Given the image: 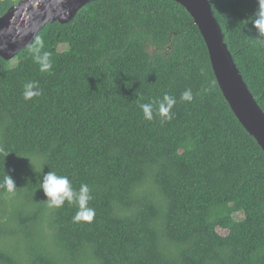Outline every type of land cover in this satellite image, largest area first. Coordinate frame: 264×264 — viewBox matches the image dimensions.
<instances>
[{
    "label": "trees",
    "instance_id": "obj_1",
    "mask_svg": "<svg viewBox=\"0 0 264 264\" xmlns=\"http://www.w3.org/2000/svg\"><path fill=\"white\" fill-rule=\"evenodd\" d=\"M21 1L0 0V17ZM208 1L264 112L257 0ZM37 38L48 72L33 59ZM30 81L42 94L25 100ZM186 89L191 102L180 99ZM164 94L176 99L171 120L158 113ZM49 171L77 191L88 185L91 222L74 221L78 204L49 207L39 189ZM0 264H264V153L182 6L96 0L0 58Z\"/></svg>",
    "mask_w": 264,
    "mask_h": 264
},
{
    "label": "water",
    "instance_id": "obj_2",
    "mask_svg": "<svg viewBox=\"0 0 264 264\" xmlns=\"http://www.w3.org/2000/svg\"><path fill=\"white\" fill-rule=\"evenodd\" d=\"M93 1L96 0H22L0 17V58L5 61L12 60L19 51L32 45L36 34L47 23L66 24L83 6ZM172 1L182 6L198 27L224 99L239 123L264 153V112L248 90L224 43L223 33L209 1ZM35 3L40 7L34 8ZM23 18L27 19L23 21Z\"/></svg>",
    "mask_w": 264,
    "mask_h": 264
},
{
    "label": "clouds",
    "instance_id": "obj_3",
    "mask_svg": "<svg viewBox=\"0 0 264 264\" xmlns=\"http://www.w3.org/2000/svg\"><path fill=\"white\" fill-rule=\"evenodd\" d=\"M257 10L253 18V27L256 29L259 37H264V0H257ZM37 47L32 49V55L34 61L39 65L41 72H48L51 67L50 53L41 52L44 46L42 39L37 38ZM261 47H264V39L258 41ZM41 90L39 84L36 81H30L23 86V98L25 100H31L34 97L40 96ZM180 99L185 102H191L194 97L191 89H186L180 96ZM176 104V99L173 96L164 94L162 99L158 101V113L165 120H171V109ZM140 109L145 120L153 119V104L143 103L140 105ZM4 183L9 191L15 189L13 179L5 175ZM40 190H42L44 196L47 198L46 203L49 207H61L65 201L68 203L78 204V211L73 217L77 222H91L96 213L95 209L88 207V201L91 199L89 195V187L87 184H81L79 190H75L69 178L66 175H58L54 171H49L46 175H43L42 182L40 183Z\"/></svg>",
    "mask_w": 264,
    "mask_h": 264
},
{
    "label": "rangeland",
    "instance_id": "obj_4",
    "mask_svg": "<svg viewBox=\"0 0 264 264\" xmlns=\"http://www.w3.org/2000/svg\"><path fill=\"white\" fill-rule=\"evenodd\" d=\"M36 4V3H35ZM34 4V8H37V7H40V5L37 3L36 5ZM27 11V8L26 9H24V13ZM27 19V18H26ZM25 18H23L22 20L24 21V20H26ZM23 24V23H22ZM60 50H63V47H60ZM234 218L235 219H242V215L241 214H236L235 216H234ZM220 234H222V235H224L225 234V231H222V230H219L218 231Z\"/></svg>",
    "mask_w": 264,
    "mask_h": 264
}]
</instances>
